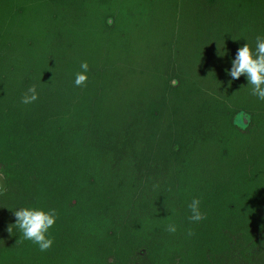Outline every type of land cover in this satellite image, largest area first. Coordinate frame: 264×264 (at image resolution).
<instances>
[{
    "label": "trees",
    "instance_id": "1",
    "mask_svg": "<svg viewBox=\"0 0 264 264\" xmlns=\"http://www.w3.org/2000/svg\"><path fill=\"white\" fill-rule=\"evenodd\" d=\"M57 1L0 0V172L4 191L17 193L13 209H56L60 224L84 232L69 251L61 241L22 256L37 245L13 229L0 264H264V100L226 71L264 34V0H138L171 30L167 63L118 16L68 25ZM193 55L196 70L183 65ZM83 61L88 78L77 86ZM199 80L218 96L227 132L204 179L190 168L194 146L164 124L184 94L201 92ZM33 85L39 98L22 103ZM173 160L180 171L169 172ZM193 198L206 214L199 223L189 219Z\"/></svg>",
    "mask_w": 264,
    "mask_h": 264
},
{
    "label": "rangeland",
    "instance_id": "2",
    "mask_svg": "<svg viewBox=\"0 0 264 264\" xmlns=\"http://www.w3.org/2000/svg\"><path fill=\"white\" fill-rule=\"evenodd\" d=\"M57 2L59 3L58 6L60 7L62 15L67 17L68 25L72 24V20L76 15L84 21L97 19L104 15L111 16L112 18L118 16L117 18H120L121 22L128 24L131 29L133 27L137 28L138 35H144L145 39L149 41L150 48L156 49L153 54L157 56L158 61L161 62L159 59H163V63L170 62L167 53L170 52L169 49L174 47L172 44L173 35H169L171 30H169V28L167 30L166 27H164L165 23H163V20L165 17L161 10L156 9L154 11L155 8L153 9V6L151 8L147 7L145 10L140 9L137 7L138 0H58ZM78 10L83 12L78 14ZM95 12L97 13L94 15ZM169 13L170 11L168 10L165 14L169 15ZM171 26L172 25L169 24L170 28H172ZM182 49L184 50V47ZM189 58L191 59L187 60L183 65L188 68L191 67V69L195 68L192 70H196L199 67L198 62L195 61L196 58L194 55L189 56ZM153 63L155 62L153 61ZM178 64L180 65L179 62ZM209 85L210 83L201 82V85H199L201 87V92L189 95L184 94L186 98L177 106V114L164 123L166 128L171 124L170 132L178 138L180 144H192L194 146L196 155H193L190 168L192 170L199 169L198 179H204L205 174L202 173L201 169H206L208 166L207 161H210L211 157L209 152H215L218 147L224 144V137L227 133L226 123L224 122L225 117L218 108L214 110L212 105L218 96L209 97L212 93ZM207 100L209 101L208 103ZM204 103L207 104H205V107L201 108ZM152 161L154 164L157 163L155 158L152 159ZM157 161L163 163L171 162L169 158H161ZM173 163L174 165L172 167L170 166L169 172H171V169L180 171V165L177 164V161L173 160ZM129 169H136L137 172L139 171L137 167H131ZM146 169L147 168L141 167L145 178L150 177L148 175L149 169L147 170L148 173ZM0 175H2L1 172ZM135 175L138 176L137 173H135ZM6 185L7 182L5 179L4 188L0 189V246L10 242L12 233L7 229L12 222L8 220H11L13 215H11L10 211L14 208V206L11 207L13 204L10 199H12V197L16 199L17 196L15 190L12 192L7 190L5 192ZM141 216L142 219L149 220L148 217H143L142 214ZM58 222L59 224H57ZM57 226L58 228L61 227V229L56 234L55 230ZM85 230L87 231L86 233H88V230ZM83 232L84 228L81 227L79 229L71 222L60 224L59 219H57L55 225L50 230L54 243L61 241L63 243L66 242L65 248L68 251L71 248L72 241H75L77 238L75 236H80L79 233L83 234ZM32 252L39 255L44 254V252L39 250L38 246H34V248L27 246V248L23 249L22 256ZM62 256L67 258V254ZM71 256L75 257L76 253L71 252L69 257ZM46 259L43 258L41 264H56L54 259L51 262L48 261V263ZM135 259L142 264L143 261L141 257H135ZM13 261L16 262V259H13Z\"/></svg>",
    "mask_w": 264,
    "mask_h": 264
},
{
    "label": "clouds",
    "instance_id": "3",
    "mask_svg": "<svg viewBox=\"0 0 264 264\" xmlns=\"http://www.w3.org/2000/svg\"><path fill=\"white\" fill-rule=\"evenodd\" d=\"M81 71L76 73L74 83L77 86L84 84L88 78L89 64L83 61L80 64ZM232 80L239 79L244 75L248 84L251 85V92L259 100H264V34H258L255 44L245 43L238 48L231 62V67L226 70ZM39 98V93L35 85L29 87L22 103L29 104ZM3 177H0V181ZM201 199L193 198L188 204L190 210L189 219L193 223H199L206 219V214L201 208ZM15 222L8 226V231L13 232L16 229L24 240L31 241L38 246L41 252L50 249L54 244V239L50 230L58 219L56 209H46L37 206H21L12 209ZM166 231L175 233L177 226L170 223L166 226ZM193 233L189 230L188 235Z\"/></svg>",
    "mask_w": 264,
    "mask_h": 264
},
{
    "label": "water",
    "instance_id": "4",
    "mask_svg": "<svg viewBox=\"0 0 264 264\" xmlns=\"http://www.w3.org/2000/svg\"><path fill=\"white\" fill-rule=\"evenodd\" d=\"M0 177H3V175H0ZM4 185H5V179H4V177H3V180L0 181V189H1V188H4Z\"/></svg>",
    "mask_w": 264,
    "mask_h": 264
}]
</instances>
